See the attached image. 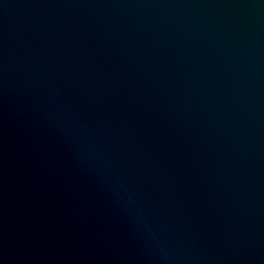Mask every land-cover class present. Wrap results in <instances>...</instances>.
Masks as SVG:
<instances>
[{
	"label": "water",
	"instance_id": "obj_1",
	"mask_svg": "<svg viewBox=\"0 0 264 264\" xmlns=\"http://www.w3.org/2000/svg\"><path fill=\"white\" fill-rule=\"evenodd\" d=\"M0 264H264V0H0Z\"/></svg>",
	"mask_w": 264,
	"mask_h": 264
}]
</instances>
